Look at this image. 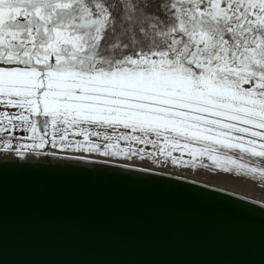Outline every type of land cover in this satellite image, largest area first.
I'll use <instances>...</instances> for the list:
<instances>
[{"label": "snow or ice", "instance_id": "snow-or-ice-1", "mask_svg": "<svg viewBox=\"0 0 264 264\" xmlns=\"http://www.w3.org/2000/svg\"><path fill=\"white\" fill-rule=\"evenodd\" d=\"M3 152L264 189V0H0Z\"/></svg>", "mask_w": 264, "mask_h": 264}, {"label": "water", "instance_id": "water-1", "mask_svg": "<svg viewBox=\"0 0 264 264\" xmlns=\"http://www.w3.org/2000/svg\"><path fill=\"white\" fill-rule=\"evenodd\" d=\"M192 181L0 153V264H264V204Z\"/></svg>", "mask_w": 264, "mask_h": 264}, {"label": "bare ground", "instance_id": "bare-ground-1", "mask_svg": "<svg viewBox=\"0 0 264 264\" xmlns=\"http://www.w3.org/2000/svg\"><path fill=\"white\" fill-rule=\"evenodd\" d=\"M96 159L104 158L96 157ZM156 171L179 177L183 176V178L225 189L264 204V189L259 186L258 182H253L248 178H236L232 174L211 173L208 170H200L199 172L182 171L171 167L167 171L163 169H157Z\"/></svg>", "mask_w": 264, "mask_h": 264}, {"label": "rangeland", "instance_id": "rangeland-1", "mask_svg": "<svg viewBox=\"0 0 264 264\" xmlns=\"http://www.w3.org/2000/svg\"><path fill=\"white\" fill-rule=\"evenodd\" d=\"M18 135H25V133L20 132V133H18Z\"/></svg>", "mask_w": 264, "mask_h": 264}]
</instances>
